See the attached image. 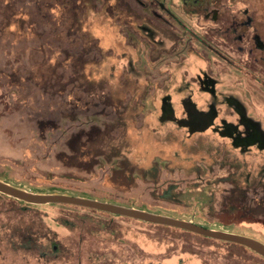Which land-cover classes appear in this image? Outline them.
<instances>
[{
	"label": "rangeland",
	"instance_id": "1",
	"mask_svg": "<svg viewBox=\"0 0 264 264\" xmlns=\"http://www.w3.org/2000/svg\"><path fill=\"white\" fill-rule=\"evenodd\" d=\"M244 5L202 16L181 0H0V180L264 243V150L160 123L163 95L178 103L205 71L264 130V19L257 36L248 18L229 20L250 16ZM0 195V224L36 240L0 241V264H264L195 234ZM46 239L61 253L46 256Z\"/></svg>",
	"mask_w": 264,
	"mask_h": 264
},
{
	"label": "water",
	"instance_id": "2",
	"mask_svg": "<svg viewBox=\"0 0 264 264\" xmlns=\"http://www.w3.org/2000/svg\"><path fill=\"white\" fill-rule=\"evenodd\" d=\"M243 107V106H242ZM244 109V108H243ZM162 119L175 123L178 127L187 128L190 135L193 133L205 132L214 124V116L211 111H199L195 104L192 103L191 109L187 112V117L177 119L174 114V109L171 104V97L167 96L161 100ZM168 117H166V114ZM244 119V123L252 127V133H247L245 136L235 138L227 135L232 139V146L239 148L241 152L250 150L251 147L256 146L258 150H264V130L260 122L254 121L246 116V112L238 113ZM0 194L12 198L14 200L23 202L28 205L45 206V205H67L89 210H94L109 215L129 218L147 224L165 226L181 231L189 232L207 239L231 243L242 246L259 257L264 259V243L250 238L245 235H240L224 230H215L196 224L191 220H184L173 218L167 215L156 214L150 211L127 207L111 202L85 198L81 196L56 194V193H34L24 190L20 187L13 186L7 182L0 180Z\"/></svg>",
	"mask_w": 264,
	"mask_h": 264
},
{
	"label": "flooded vegetation",
	"instance_id": "3",
	"mask_svg": "<svg viewBox=\"0 0 264 264\" xmlns=\"http://www.w3.org/2000/svg\"><path fill=\"white\" fill-rule=\"evenodd\" d=\"M183 3V10L188 14H198V15H208L214 11H218L219 8L226 2H230L232 4L246 3L248 7L254 5L257 9H259V1L255 3L253 0H181ZM245 6V5H244ZM245 10L237 12L235 16L229 18L233 23L238 21H244L245 19H249V23L253 20L260 22L261 19H264V16H257L254 18L253 16H246ZM248 13V12H247ZM241 14V15H240ZM249 14V13H248ZM186 84V91H182V89H178V94L182 95L178 99V103L173 102L171 100L172 107L174 109V114L177 119L186 118L187 112L191 109L192 103L196 105L199 111H211L214 116V124L207 129L206 131H211V133L215 135H227L233 138L238 139L245 136L247 133H252V127L248 124L244 123V119H242L238 113L246 112V116L248 118L253 119L249 113L247 108L242 105L239 99L236 96L231 94H222L217 90V81L210 75H208L205 71L198 74L196 77H193L190 82ZM190 84H194L197 87L198 94L195 93L194 89L190 87ZM163 96H169L165 94ZM162 96V97H163ZM161 97V98H162ZM163 97V98H165ZM162 98V99H163ZM244 106V107H242ZM168 117L167 113L165 114ZM254 120V119H253ZM256 121V120H254ZM258 122V121H257ZM186 131V129H184ZM227 139L231 142L230 139Z\"/></svg>",
	"mask_w": 264,
	"mask_h": 264
},
{
	"label": "trees",
	"instance_id": "4",
	"mask_svg": "<svg viewBox=\"0 0 264 264\" xmlns=\"http://www.w3.org/2000/svg\"><path fill=\"white\" fill-rule=\"evenodd\" d=\"M187 1H191V0H187ZM253 1H255V3L257 1L260 2V0H253ZM248 13H249V15L253 16L254 18H256L257 16L263 17V11H260L259 9H257L256 7H254V5H251V4H250V7H248ZM249 26L254 29V35L255 36L259 35V32L261 33V31L258 29L257 21L256 20H253L252 22H250L249 23ZM1 177L2 176H0V179L3 178V177L2 178ZM0 197H2V196L0 195ZM9 199L11 201H13V202L18 203L20 206H23V208H33V207H35L34 205H28V204H25L23 202L14 200L12 198H9ZM68 207H74V206H68ZM76 208H79V207H76ZM80 209H84V208H80ZM85 210H89V209H85ZM89 211L97 212V211H94V210H89ZM103 214H106V213H103ZM124 219H128V218H124ZM138 222H140V221H138ZM9 225L7 223L6 224H0V241L1 242H3V241L6 242V243L8 242V244H13V245L16 246L18 244L20 245V243L22 242V240L25 239L28 236H29L28 239L30 240V242H33L35 240V239L32 238V236H33L32 232L34 231V229H31L30 226H27V225L26 226H23V225L16 224L15 227H13L12 225H10V226ZM149 225L150 226H153V227L161 228V229H171V230H175V231L182 232V233H186V234H192V233H189V232H185V231H181V230H178V229H173V228H169V227H165V226H158V225H152V224H149ZM2 226H5L6 227V228H4L5 229L4 232L2 231ZM36 234H39V233H36ZM201 238H203L205 240L207 239V238H204V237H201ZM48 243H49L48 245L50 246L49 247L50 248V251L48 252L47 255L45 254L46 256H49V255H58V254L61 253V248L58 247L57 244H55L53 240H52V242H51V240H49ZM222 243L227 244V245H231V246H235V247H238V248H244L242 246L235 245V244H231V243H226V242H222ZM43 248H45V247H43Z\"/></svg>",
	"mask_w": 264,
	"mask_h": 264
},
{
	"label": "crops",
	"instance_id": "5",
	"mask_svg": "<svg viewBox=\"0 0 264 264\" xmlns=\"http://www.w3.org/2000/svg\"><path fill=\"white\" fill-rule=\"evenodd\" d=\"M160 109H161V106H160ZM182 119V118H181ZM162 122H167V123H172V124H175V123H173V122H171V121H168V120H163L162 119V112H161V118H160V123H162ZM176 125V124H175ZM177 126V125H176ZM178 127V126H177ZM179 129H181V130H184V129H186V131H187V137L188 138H191L193 135H195V134H205V133H207L208 131H205V132H201V133H193L192 135H190L189 134V132H188V129L187 128H183V127H178ZM220 138H228V139H230L229 137H223V136H221L220 134L218 135ZM225 140H227V139H225ZM231 140V139H230ZM231 145H232V140H231ZM232 148L233 149H239V148H235V147H233L232 146ZM251 149V148H250ZM124 206V205H123ZM128 207V206H127ZM134 208V207H133ZM138 209H142V210H145V209H143V208H138ZM161 215H163V214H161Z\"/></svg>",
	"mask_w": 264,
	"mask_h": 264
}]
</instances>
